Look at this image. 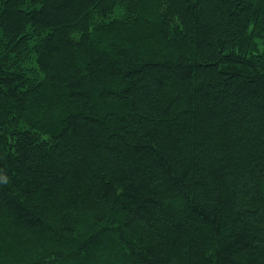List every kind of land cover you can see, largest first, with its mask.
Listing matches in <instances>:
<instances>
[{
	"label": "trees",
	"instance_id": "16d2710c",
	"mask_svg": "<svg viewBox=\"0 0 264 264\" xmlns=\"http://www.w3.org/2000/svg\"><path fill=\"white\" fill-rule=\"evenodd\" d=\"M0 264H264V0H0Z\"/></svg>",
	"mask_w": 264,
	"mask_h": 264
}]
</instances>
